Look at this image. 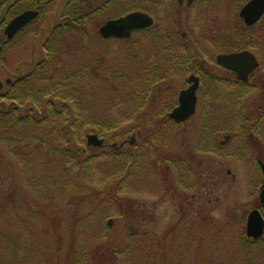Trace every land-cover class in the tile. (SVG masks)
Returning a JSON list of instances; mask_svg holds the SVG:
<instances>
[{
	"label": "rangeland",
	"instance_id": "374dc122",
	"mask_svg": "<svg viewBox=\"0 0 264 264\" xmlns=\"http://www.w3.org/2000/svg\"><path fill=\"white\" fill-rule=\"evenodd\" d=\"M176 1L162 0L160 10L152 12L159 30L166 27L180 42L174 53L158 47L154 28L127 41H103L97 30L105 19L91 21L84 30L89 35L78 31L59 38V80L69 70L92 82L83 91L84 101L75 105L80 118L76 125H84L72 150L79 149L82 164L76 160L70 169L73 161L62 165L51 158L45 165L39 152L48 143L25 139L17 148V141L0 140V214L3 206L8 208V217L0 221V264L11 258L17 262L31 249L44 264H76L81 252L89 264H129L135 247L151 252V241L161 249L152 255L157 264H201L204 259L264 264V240L246 243L248 216L260 203L263 181L259 159L264 161V118H258L264 106V18L254 29L242 31L261 64L250 82L241 84L217 64L216 56L233 48L231 32L238 26L236 11L243 1L232 9L234 1L223 0V9L214 8L203 22L195 10L174 11ZM60 8L46 16L39 33L4 54L1 82L28 74L33 60L44 57L42 46ZM178 56L186 64H177ZM198 69L205 78L197 111L174 126L166 115L178 103L188 75ZM161 73L166 76L156 79ZM37 85L49 88L52 83ZM244 119L258 129L243 128ZM95 123L104 124L103 134ZM217 123L220 130L212 126ZM88 133L104 137L105 146H88ZM226 134L233 138L220 147ZM133 136L134 145L111 147ZM131 153L138 162L127 173ZM53 241L58 247L52 248ZM109 249L111 257L105 254ZM101 253L107 262L97 261Z\"/></svg>",
	"mask_w": 264,
	"mask_h": 264
},
{
	"label": "trees",
	"instance_id": "16d2710c",
	"mask_svg": "<svg viewBox=\"0 0 264 264\" xmlns=\"http://www.w3.org/2000/svg\"><path fill=\"white\" fill-rule=\"evenodd\" d=\"M82 13L83 12L80 13V17L77 23L75 22L77 26H79V29L83 28L85 24V15H82ZM71 31L70 28L69 31L66 29H60L61 37L70 35V33H72ZM242 31L243 30H239L236 33V37L235 35H232V47L244 48L250 45V43H248L250 41V38L248 41V36L244 35ZM153 35H155V33ZM155 36L156 38H158L157 44L160 45L158 47L161 49L168 50L169 52L174 53L180 46V42L176 39H173V36L166 27H163L161 30L156 31ZM240 41H242L243 43ZM65 43L66 41H64V44ZM59 52L60 51H52L49 54L48 60H59V58L56 56L59 55ZM176 61L177 64L182 65L185 60L182 61L181 56H178L176 58ZM88 64L91 72L93 74L97 73L99 77V71L96 70V66H94V64H90V62H88L87 65ZM184 64L186 63L184 62ZM37 70H40V68L38 67ZM83 76L84 73L77 74L74 71L70 72L69 70H66V72L62 75L61 81L59 80L60 75L58 74H49L47 76L38 74L36 77L32 76L31 80L29 81H23L18 89H14L11 92H6L3 97H1L2 95L0 94V103H5L3 105H0V140L7 139L8 141H17V148H20V142H23L25 139L29 141H36L39 144L48 143L47 146H44V149H41L42 152H39L41 161L45 165L50 162L51 158H54L56 160V164L62 165H69V163L73 161L70 169L74 167V162L76 160H80L79 164H82L81 160L83 159L81 157V152H79V149L76 151L72 150V147L73 143L79 138V127L84 125L83 123L79 124L78 126L76 125L78 124V120L80 118L76 114L75 105H81V102L83 100L81 97L83 91H85L86 93L89 87L87 84L92 83L85 80ZM165 76L166 75H164L163 73L157 74L156 79ZM105 79L106 78H103L102 80ZM47 81L52 83V86L49 88L37 85L40 82H45L46 85ZM29 103H31L32 105L26 106ZM60 105L61 108H57ZM58 116L63 117L58 118L57 120ZM103 123L102 125H104ZM245 123H249V121L244 119V124ZM95 124L100 125L98 123ZM102 125H100V129H98V132L103 134L105 130L101 129ZM74 126H76V129L74 128ZM27 144L31 148H36V146L33 145V142H27ZM131 154H128L126 157H129ZM116 155H118V153ZM137 159V156L134 155V159L130 163H128L127 168L125 167V172L130 173V168L137 164ZM185 171L187 173L191 172L189 166L185 167ZM125 180H127V178ZM179 182H182V180L180 181V177ZM185 187L188 186L185 185ZM7 209L8 208L5 206H3V210L1 209L3 213L0 214V221L8 217V215L5 214ZM259 241H254L253 239H249L247 237L246 243L247 245L254 246L259 244ZM151 243L154 246L150 253H147L145 250L135 247L132 250L133 253L130 256L132 260H130L128 263L157 264V259L152 255H157L158 252H161V249L158 247L156 242L151 241ZM51 246L52 248L58 247V241H53L51 243ZM250 246H248V248H250ZM157 248L158 252L156 251V253L155 250ZM116 250L117 249L114 248V252H116ZM55 251L57 252V249H55ZM111 252L112 251L110 249L105 252L106 256H113V252ZM37 253L38 252H32V249L30 251L28 250L23 257L17 260V262L14 261L13 258H11L8 263L44 264L43 260H41L42 256L39 257ZM86 256L87 255H84L82 252L78 253V257L75 258L76 264H89L90 259L89 261H86ZM99 256L101 258L97 261H99L100 263L102 261L107 262V259H104L105 257H103L102 253ZM38 258H40V260H37ZM249 261L252 262V259L249 258ZM201 264H223V262L220 260L219 263L218 259H204L202 260Z\"/></svg>",
	"mask_w": 264,
	"mask_h": 264
},
{
	"label": "flooded vegetation",
	"instance_id": "af4514ba",
	"mask_svg": "<svg viewBox=\"0 0 264 264\" xmlns=\"http://www.w3.org/2000/svg\"><path fill=\"white\" fill-rule=\"evenodd\" d=\"M0 0V46H1V51H0V66H6L7 62L5 60V55L8 52H13L15 49L19 48L20 46H22L26 41H27V37H29V35L31 34H35V33H39L41 27H42V23L44 22V20L46 19V16H48V14H50V12L52 11H56L58 10V7L61 6L60 10H59V17L56 19V23L52 25V28L50 29V33L48 34V37L45 39L44 43H43V52L44 57L40 60H36L32 63L34 64L33 69L28 73V74H20L19 76L13 77V78H7L5 83L0 81V94L2 95L1 97H3L6 92H11L14 89H18L19 86L21 85V83L23 81H29L31 80V77H36L38 74L39 75H43V76H47V75H54L59 73L61 70L60 68H62L61 63H60V56L62 55V41L59 39L61 38V33H60V29L61 30H68L70 28V31L72 33L70 34H74V33H78V31H81L83 33V35H89V31L85 30V27L87 25H89L91 23V21H96L94 20L95 18H97V21L99 20H104L103 22H101L102 24H100L97 32L99 34L100 37H102L101 33H100V28L105 25L108 21L110 20H115V19H119L121 17H125L131 13H137V12H143V13H147L148 15H150L153 20L154 23L152 26L147 27V28H143V29H137L134 30L131 34L130 37L128 38H118V37H110V38H103L104 40L110 41V40H117V41H127L130 38H132L135 34L136 35H140V34H144L146 31L154 28L153 30L158 31L159 28L156 25V18L153 15L152 12H156L157 10H160L159 7L161 5L162 0ZM222 1L223 0H177L176 2L178 3V9L174 10V11H179V9L181 10L182 7H185L184 9H188V10H195V16L196 19L198 20H202L206 21V19H209L208 17V13L213 10L214 8L218 7V8H222ZM230 1V0H229ZM234 1V5L231 8H235L239 2L243 1L242 6L240 7V9L238 11H236V16L238 18V26H235L231 32L232 35H235L236 37V33L239 30H249L250 29H254L264 18V13L262 15V17L255 22L252 25L247 24V22L245 21V18L243 16H241V10L242 8L250 1V0H233ZM231 2V1H230ZM185 5V6H184ZM175 7V6H174ZM25 12H31L33 14V17L26 22L23 26H21L18 30H16L13 34H11L10 36L6 33V29L7 27L10 25V23L15 20L18 16H20L21 14L25 13ZM82 13V15H85V24L83 26V28L79 29V26H77V21L80 17V13ZM36 13V15H35ZM72 20V21H70ZM76 22V23H75ZM172 33L174 34H179L176 30L173 29ZM186 35V33L181 34V37H184ZM70 36V35H68ZM244 50H248L252 53H254L256 56L257 54L250 49L249 47H244V48H232L229 51H223L221 53H219L216 56V61H217V57L220 54H229L232 52H241ZM52 51H60L59 55H56L59 60H48L49 54ZM155 51V50H154ZM64 53V52H63ZM5 54V55H4ZM38 54V51L35 52V54L32 56V59H34ZM2 55H4L2 57ZM257 58L259 59V57L257 56ZM260 62V59H259ZM201 63V61L199 62ZM203 63V61H202ZM201 63V64H202ZM218 64V62H217ZM261 64V62H260ZM198 65V64H197ZM221 66V65H219ZM38 67L40 68V70H37ZM54 67V68H53ZM223 69L229 71L230 73H233L236 76V80L237 82L241 83V84H247L250 82V78L252 73L258 69L260 66H258L256 69H254L250 75H249V79L248 81H243L240 80L237 76V74L223 66H221ZM15 69H19V67L15 66ZM201 68V67H200ZM49 69V70H48ZM203 71L202 69H198L194 70L193 72L190 73V75H188V77L186 78V86H184L179 92H178V103L172 108V110L170 112L167 113L166 117L168 118V121L173 122L174 126H181L183 123H185L186 121L183 122H177L174 119L169 117V114L174 110L175 107H177L179 105V96L180 93L187 89L191 83L189 82L190 76L194 75L197 76L199 78V88L197 90V96L199 93V90L201 88V86L203 85V81H204V76L202 75ZM11 79V82L8 83V80ZM7 86V89L5 91H2V89H4ZM198 100H199V96H198ZM5 104L4 102H1L0 105ZM197 106H198V101H197ZM261 111H260V116L258 118V120H261L264 118V106L261 107ZM211 114V113H210ZM190 119V118H189ZM188 119V120H189ZM187 120V121H188ZM213 128L215 130H220L218 123L215 125H212ZM243 128L247 126V128L251 131H256L258 129V125L257 124H242ZM233 135L231 134H226L225 135V139L220 141V147H224L225 145H228L230 143V141L232 140ZM200 144H202V140L200 142ZM219 147V146H218ZM216 148V147H215ZM215 148L211 151V153L214 152ZM222 149V148H221ZM201 150H202V146H201ZM217 151H219V148L216 149ZM206 154V153H205ZM262 160L259 159V163ZM264 162V161H262ZM186 166L187 162H186ZM262 172V171H261ZM188 186V185H187ZM259 205L257 207H255L254 209H259L263 215L264 218V206L261 204L260 198H259ZM264 240V234L263 236H261L258 239H253L254 241H259V240Z\"/></svg>",
	"mask_w": 264,
	"mask_h": 264
},
{
	"label": "water",
	"instance_id": "95a60500",
	"mask_svg": "<svg viewBox=\"0 0 264 264\" xmlns=\"http://www.w3.org/2000/svg\"><path fill=\"white\" fill-rule=\"evenodd\" d=\"M264 13V0H250L241 10V16L245 18L247 24L252 25L257 22ZM36 15V13H35ZM33 17L31 12H25L13 20L6 29V33L10 36L26 22ZM153 18L147 13L137 12L131 13L119 19L110 20L100 28V33L104 38L118 37L128 38L132 32L137 29H143L152 26ZM1 51V46H0ZM217 62L235 72L240 80L248 81L250 73L259 65L257 56L244 50L241 52H232L229 54H220L217 57ZM11 79L8 80V83ZM189 82L191 85L183 90L179 96V105L169 114V117L177 122L187 121L191 118L197 109V90L199 88V78L191 75ZM1 85V84H0ZM135 137L130 140V144L135 142ZM125 143V142H124ZM122 143L121 145H124ZM87 144L89 146L102 147L104 139L99 137L97 133H90L87 135ZM113 146H117L116 143ZM263 172V183L260 191V200L264 206V162H260ZM111 225V221L109 222ZM264 234V218L259 209H254L250 212L247 220V235L258 239Z\"/></svg>",
	"mask_w": 264,
	"mask_h": 264
}]
</instances>
